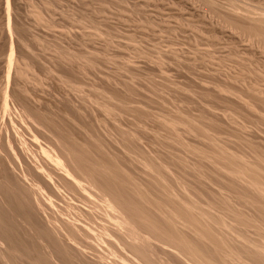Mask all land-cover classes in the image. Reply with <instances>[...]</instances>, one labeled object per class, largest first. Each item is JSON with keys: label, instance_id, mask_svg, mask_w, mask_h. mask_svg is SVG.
Returning a JSON list of instances; mask_svg holds the SVG:
<instances>
[{"label": "rangeland", "instance_id": "obj_1", "mask_svg": "<svg viewBox=\"0 0 264 264\" xmlns=\"http://www.w3.org/2000/svg\"><path fill=\"white\" fill-rule=\"evenodd\" d=\"M7 1L0 0V99L7 94L10 108L5 113L0 108L1 190L17 187L22 205L31 201L14 177L42 162L40 144L55 148L73 173L89 180L87 170L70 162L78 157L71 147L83 146L96 158L111 160L121 176L129 174L148 187L146 194L162 205H178L160 194L152 177L156 172L148 165L168 166L160 177L175 194L195 201L201 210L216 200L218 208L211 213L223 215L233 230L250 239L263 238L264 203L242 182H231L227 169L245 166L264 178V50L231 25L235 12H262L264 0ZM7 15L13 27L9 30ZM25 65L19 74L17 69ZM254 73L261 75L256 78ZM253 82L257 93L248 90ZM6 139L12 141L14 157ZM96 146L104 155L97 154ZM196 166L202 178L191 169ZM7 173L13 183L4 178ZM181 185L187 186L185 193ZM125 194L128 204H136L127 207L138 219L149 217L161 225L163 220L149 208L140 213L137 205L143 204L136 193L125 189ZM58 202L45 206L43 220L61 215L69 219L64 200ZM9 205L0 194L1 209ZM234 209L254 224L235 223L230 216ZM258 222L263 229L258 230ZM138 224L161 259L169 256L163 247L175 251L164 243V235L154 233L158 230ZM232 229L223 230L229 235ZM185 236L205 250L196 236ZM0 251L18 264L29 260L18 262V253L1 239ZM99 252L105 261L114 259L106 248ZM92 255H83L81 261L94 264L97 257ZM124 256L123 263L136 264L132 255Z\"/></svg>", "mask_w": 264, "mask_h": 264}, {"label": "bare ground", "instance_id": "obj_2", "mask_svg": "<svg viewBox=\"0 0 264 264\" xmlns=\"http://www.w3.org/2000/svg\"><path fill=\"white\" fill-rule=\"evenodd\" d=\"M6 2L8 5L7 0ZM235 15L237 19L236 21L231 20V25L247 33L250 38L257 40L264 50V10L257 15L249 10L244 13L235 12ZM9 17L6 23L7 30L13 28ZM12 51L7 55L8 66L13 62ZM26 68V65L23 68H18L17 72L22 74ZM254 75L258 78L261 74L254 73ZM235 77L237 76L235 75ZM255 83L251 86L248 85L250 86L248 90L251 93L258 92V86ZM1 96L0 108L5 113L9 108L7 94L4 93ZM103 110L108 112L106 107H103ZM11 142V140H7L5 147L12 151L14 157V146L12 147ZM20 148L22 147L20 146ZM38 148L42 162L40 163L38 160V164L35 163L37 164L34 166L35 168H27L21 178L14 177V180L20 182L29 192L31 201L28 199L22 205L17 187L9 186V189H0L3 199L10 202L6 211L0 207L2 211V213L0 212V239L18 253L20 257L18 262L29 258L28 261H25L26 264H84L81 261L83 255L90 253L97 257L96 260L92 257L94 264H125L123 263L125 261L124 254L132 255L136 264H264V236L259 239H250L233 230V225L223 215L216 217V214L211 213V210L218 208L216 200L214 202L212 200V203L207 205L208 209L201 210L196 206L195 201L190 202L185 197L175 194L172 186L165 184L160 177L162 174L160 170L165 172L168 166L166 167L164 164L155 166L152 163L148 165L156 172L157 176L152 175V177L157 178L160 194L178 205H162L157 197H150L146 194L148 187L143 186L129 174L121 176L111 160L96 158L83 146L71 147V150L76 151L78 157L72 156L70 162L72 167L83 169L85 172L87 170L90 173H88L89 180L86 181L70 170V165L55 148L42 144ZM95 149L97 154L104 155V152L97 146ZM191 150L201 157L208 158V155L200 150ZM17 159H19L18 156ZM182 162L186 164L184 160ZM191 169L200 178L204 176L197 166L191 167ZM227 170L230 173L231 182H242L244 186L254 192V196L258 200L264 203L263 173L254 170L247 172L245 166ZM30 171H33L38 179L34 178ZM10 176L7 173L4 178L13 183ZM181 187L182 192L185 193L187 186L181 185ZM125 189L137 194L143 204L137 205L140 213L146 211L145 207L149 208L163 220L161 225L156 226V220H151L149 217L138 219L127 207V205L136 204L133 201L128 204ZM214 197L218 199L215 194ZM60 200L65 202L62 208L65 207L64 211L70 213L69 219H67L68 217L65 219L64 215H61L63 216L61 218L49 217L47 220H43L41 213L46 211L45 206L49 205L51 208ZM13 201L18 205H13ZM63 214L66 213L63 212ZM230 216L231 220L237 224L243 226L254 224V219L248 218L239 210H231ZM138 223L147 224L152 230H158L159 232L154 231V233L164 235L166 239L164 243H169L172 248H175V251L183 254L184 258H188L190 262L183 260L181 255L179 256L177 252L166 247L163 249L168 250L169 256L166 259H161L158 256L159 250L151 241L150 236L142 235L137 230L135 225H139ZM262 225V222L256 224L258 230L263 229ZM225 228L232 229L235 234H229L232 235L229 237L226 232L230 233V231H224ZM186 233L196 236V239L206 247L205 250L193 240L188 239L185 236ZM232 239L240 240V246H235ZM103 248H106L109 251L107 253L112 255L114 258L112 261L110 259L107 261L108 257L105 261L103 252H99ZM239 248L243 249V252ZM53 259H56V262H53ZM1 261L7 264H18L0 251Z\"/></svg>", "mask_w": 264, "mask_h": 264}]
</instances>
